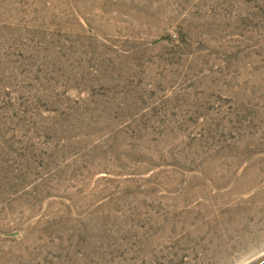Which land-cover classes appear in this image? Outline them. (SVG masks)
Listing matches in <instances>:
<instances>
[{
  "label": "rangeland",
  "instance_id": "1",
  "mask_svg": "<svg viewBox=\"0 0 264 264\" xmlns=\"http://www.w3.org/2000/svg\"><path fill=\"white\" fill-rule=\"evenodd\" d=\"M264 258V0H0V264Z\"/></svg>",
  "mask_w": 264,
  "mask_h": 264
},
{
  "label": "water",
  "instance_id": "2",
  "mask_svg": "<svg viewBox=\"0 0 264 264\" xmlns=\"http://www.w3.org/2000/svg\"><path fill=\"white\" fill-rule=\"evenodd\" d=\"M255 264H264V258H263L262 260L258 261V262L255 263Z\"/></svg>",
  "mask_w": 264,
  "mask_h": 264
}]
</instances>
